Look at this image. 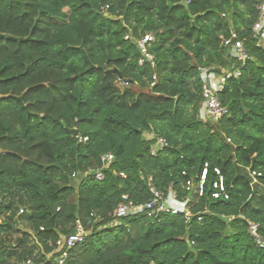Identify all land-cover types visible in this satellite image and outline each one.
<instances>
[{"label":"trees","instance_id":"trees-1","mask_svg":"<svg viewBox=\"0 0 264 264\" xmlns=\"http://www.w3.org/2000/svg\"><path fill=\"white\" fill-rule=\"evenodd\" d=\"M257 2L0 0V193L21 194L18 205L29 209L0 203V264H50L77 220L89 234L66 264H264V247L248 232L254 223L264 239ZM231 32L249 59L219 95L229 115L213 124L203 120V71L238 65L222 46ZM148 33L153 67L138 64L136 43ZM159 137L167 145L152 155ZM107 153L114 159L102 168ZM204 164L188 223L180 214L116 216L123 196L151 198L149 178L183 202ZM214 168L228 199L211 197Z\"/></svg>","mask_w":264,"mask_h":264},{"label":"built area","instance_id":"built-area-1","mask_svg":"<svg viewBox=\"0 0 264 264\" xmlns=\"http://www.w3.org/2000/svg\"><path fill=\"white\" fill-rule=\"evenodd\" d=\"M256 10L257 20L253 23L251 30L253 38L258 41V44L264 45V0H258ZM153 41L154 36L151 33L145 34L139 41H137L136 46L142 56L138 61V64L140 66H142L145 61H148L152 67L154 66L153 57L147 51V45L149 43H152ZM222 41V46L227 48L229 51L230 59L236 61L238 65L236 66L232 64L229 70L222 69L223 67H218L212 70L203 71V118H206L213 124L220 122L224 117H227L229 115V109L221 103L219 95L222 92L227 80L238 78L241 75L242 69L245 67L246 62L249 59L244 44L241 40L238 39L236 33L231 32L230 36L226 39L222 38ZM152 79L155 81L156 77L153 76ZM119 84L122 87L128 86V83L122 81H119ZM151 85H153V83ZM166 145L167 143L165 139L161 137L157 138L155 143L151 147V154L156 155L157 151L163 149L164 147H166ZM113 159L114 157L110 153L102 155V168H107L111 164ZM213 173L214 179L210 184L212 187L211 197L216 200L220 198L228 199L229 196L226 193L223 175L218 168H214ZM207 174L208 165L204 164L198 180L196 182L189 181L186 183L185 188L187 191H189V196L183 202L179 201L177 194L171 189H169L166 193L156 189L152 184V179L149 178L148 189L151 198L145 203L137 204L123 196V202L116 209V216L120 219L134 218L139 216L152 218L157 216L158 214H180L183 215L186 223H188L191 217H193L190 211L191 198L192 196H195L196 199H198L203 195ZM87 175H89V173H85L84 177H86ZM252 175L254 176L255 174L253 173ZM93 176L94 180L97 182H101L104 179V175L101 169L96 171ZM121 176L123 178L125 177L123 174H121ZM197 221H202L201 215L197 216ZM248 232L255 239L258 247H264V239L258 234V226L256 224L250 222L248 224ZM87 234V231H85L82 224L77 220L74 224V231L71 234L56 241L55 247L58 255L51 260L50 264H66L70 250L81 244L85 240ZM20 264L35 263L32 260L27 259Z\"/></svg>","mask_w":264,"mask_h":264},{"label":"rangeland","instance_id":"rangeland-1","mask_svg":"<svg viewBox=\"0 0 264 264\" xmlns=\"http://www.w3.org/2000/svg\"><path fill=\"white\" fill-rule=\"evenodd\" d=\"M222 69L229 70L230 67H224V68H222ZM222 69H221V70H222ZM129 88H130V90L134 93V96H136V97H137V95L141 92V90H140L138 87H129ZM129 88H128V89H129ZM119 89H121V91L123 92L124 89H126V88H123V89H122L121 87H119ZM144 93H147V90H145ZM203 120L206 121V122L208 121L206 118H205V119L203 118ZM22 199H23V196H22L21 194H10V195H8V194L0 193V203H1V202L6 203V202H8V201H11V202H12V205L18 207L17 209H20V207L24 206V208H25V210H26L25 215H27V213L29 212V209L26 207V206H27V202L24 203V204H22L21 206L18 205L19 202H20ZM17 211H18V210H17ZM88 234H89V232H88Z\"/></svg>","mask_w":264,"mask_h":264},{"label":"water","instance_id":"water-1","mask_svg":"<svg viewBox=\"0 0 264 264\" xmlns=\"http://www.w3.org/2000/svg\"><path fill=\"white\" fill-rule=\"evenodd\" d=\"M183 6H186V3H183ZM93 69V66L89 68V70H92ZM19 100H21V98H19ZM69 134L73 137V138H76L77 136V131L75 129L73 130H70L69 131Z\"/></svg>","mask_w":264,"mask_h":264}]
</instances>
